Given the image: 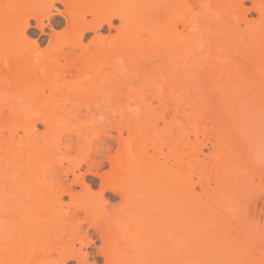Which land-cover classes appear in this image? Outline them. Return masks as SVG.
Masks as SVG:
<instances>
[{"label": "bare ground", "instance_id": "obj_1", "mask_svg": "<svg viewBox=\"0 0 264 264\" xmlns=\"http://www.w3.org/2000/svg\"><path fill=\"white\" fill-rule=\"evenodd\" d=\"M245 1H0V264H87L82 248L96 237L103 264H264V226H248L244 214L251 194L264 195V0ZM56 2L69 29L38 51L26 37L29 21ZM104 26L116 34L99 33ZM86 32L94 34L87 45ZM62 60L73 69L68 79ZM202 82L216 110L189 90ZM95 86L104 100L127 86L133 105L113 123L110 169L88 155L56 168L61 135L65 148L79 147L92 126L76 115ZM207 133L204 156L199 137ZM87 160L98 193L79 174ZM104 190L119 196L117 207L105 208ZM64 196L76 210L64 208Z\"/></svg>", "mask_w": 264, "mask_h": 264}, {"label": "rangeland", "instance_id": "obj_2", "mask_svg": "<svg viewBox=\"0 0 264 264\" xmlns=\"http://www.w3.org/2000/svg\"><path fill=\"white\" fill-rule=\"evenodd\" d=\"M0 1H3V0H0ZM255 1H260V0H255ZM33 2L35 3V1H33ZM244 6L250 7L251 1L250 0L245 1ZM67 11H68L67 8L62 3L56 2L53 4L52 7H50L48 14L45 17H42V19L39 23L36 20L31 19L29 21V27L26 30V37L29 40V45L32 46L35 44L37 46L38 51H45L51 46L52 41H53L52 40L53 35L55 36V38L56 37L59 38L63 34H66L67 30L69 29V19H68V12ZM247 17L248 18H255L256 13L250 12L247 15ZM118 24H119V22L117 20H115L114 26H118ZM38 26L42 27V31H40L41 27H38ZM109 32L113 35L116 34L115 28H113L109 31L107 26H104L99 31V33H101L102 35H107ZM93 36H94L93 32H86L85 37L82 41L83 44L87 45ZM65 49H66L65 52L67 54L68 48L65 47ZM90 49H92V47H90ZM69 63H70V61H68V60H62L61 61V64H65V66L67 68L69 66ZM66 71L67 72H66L65 76H66V79H68L69 74L67 75V73L69 72L70 75H72L73 69H71L69 67L68 70L66 69ZM141 82H144V80H141L140 83ZM194 86H196V85H194ZM198 86L200 88L199 90H201V91H199V90L197 91ZM198 86H196V91H195V88L193 90H192V88L189 89L191 91L192 95L196 96L197 98H199V96L200 97L203 96L204 98L202 97L203 98L202 101L204 100V101L211 102V104L209 103L210 106H214L215 107L214 110H216L218 108V107H216V106H218L217 105L218 103L210 98L212 96L213 90H211V88H209V85L206 82H202L201 85H198ZM125 87H127V86H125ZM125 87H124V89H122L119 96H117L116 98H110V99H106V100H104L105 96L98 93L99 88H97L96 86L92 88V90H91L92 95L89 98V101L84 103L80 108H78L79 113L76 115L79 122L80 121L81 122L82 121H85V122L89 121V122H91L90 124L92 126L90 125L91 127H88V125H86V127L83 131L84 132L83 135L86 138H82V140L80 142L81 145H79V147H77L75 145L73 148L71 147L72 149L65 148L64 145L66 143L67 135L66 134L61 135L60 140H61L63 145L60 147V149L58 151H55V155L53 156V159L55 160L54 166L56 168L60 167V168L64 169L66 166V159L67 158H73L75 161H79V160H81L82 157H84L85 155H88L89 157H91V159L94 160V162H96L98 160L101 161V165H102L101 171H103L105 173L109 171V169H110L109 159L117 151V143H116V140L114 138L116 131L113 130V129H115L113 126V123L116 122L115 120L121 121V117L118 114V112H120V111L127 112L129 107L133 106L131 100L127 97L128 91H127V88H125ZM68 91H69V89L66 87L63 92H58L57 96L58 97L65 96ZM45 92H46V94L48 93V91H45ZM165 92L169 96L170 91H169L168 86L165 87ZM198 92H201V94ZM3 97L4 96H1L2 99L0 101L5 103ZM144 98L151 105H153V106L157 105L156 98L153 97L152 91H150V89H148V87H147V90L144 94ZM98 100H99V102H101L100 100L105 101L104 105L102 107L100 106L101 109H99V106H97ZM57 102H58L57 99H55L54 104H56ZM166 103H168L167 105L171 108V105L169 104L170 102L167 101ZM19 104L17 105V107H19V109H21L22 107H24V109L26 107L25 110L31 109V108H29L28 103L26 104L24 102V103L20 104L22 107ZM29 105H31V104L29 103ZM108 109L115 110L114 112H117V113H113L112 110L108 111ZM21 110H23V108ZM87 110H89V111H87ZM168 110H169V112L172 111V109L171 110L168 109ZM111 111H112V114L110 113ZM169 112L166 116V119H168V120H170V118H171L170 116L172 114L170 112V115H169ZM126 115H127V117L129 116L128 113H126ZM4 116H6V111H4ZM91 116H93L94 118ZM96 119H97L98 124L95 123ZM120 121H118V122H120ZM85 122H84V124H89V122L88 123H85ZM118 122H116V123H118ZM95 124H96V126H95ZM156 124L158 125L159 128L163 127V124L159 121ZM202 124H204V123L202 122ZM88 128H93V129H95V131L92 133V132H90V129H88ZM43 130H44V126L41 123H36V132L39 135L42 134ZM123 133H124L123 136L125 137L126 131L123 130ZM209 133H211V132H209ZM20 134H21V132H20ZM203 137L202 136L199 137L200 142H201L200 147L202 149V154H204V156H206V155L208 156V154L211 153V150H212V144H213L212 138L213 137H212V134H208L207 136H203ZM107 140L111 141L109 148H107L108 146H106ZM149 152L151 153L152 150L150 149ZM163 152H166L165 148H163ZM201 155H200V157H201ZM159 158H160V160H162V155H159ZM173 161H174L173 158H170V162L172 163ZM91 162H92L91 160H87L86 165L82 164V168L80 169V173L79 172H77V173H79L83 176V178L85 180V184L90 188V190L93 193H98L100 190V186H101L100 179L97 177H94V176H92L86 172L87 165H89ZM71 178H72V176H70V175L67 176V179H69V181L67 182L68 184L71 182L70 181ZM210 185L212 186V183H210ZM72 188L74 189L75 192L79 193V196L77 198H75L78 200L79 197L81 196V187L78 184H74L72 186ZM197 190H199L198 185H197ZM103 194H104L103 195V204L105 205V208L106 207H113L120 201L119 196L117 194H113V192H111L109 190H106V191L104 190ZM263 197H264V195L262 194V192L260 194L259 192L256 191L253 194H251L249 201L246 199L248 203L246 204L247 206L245 205L247 208H246V211L244 212V214L248 218L253 220V222H248V226H250V227L253 226L256 228L258 227L260 229L264 226V222H263L264 221V207H263L264 206V200H263L264 198ZM81 200L82 199L80 198L79 201H81ZM75 201H71V199L68 196H64V199H63V202L65 203L64 208L65 209L69 208V210H76ZM115 207H117V205ZM79 213H81L82 215L84 214L83 211H79ZM89 234H92V231H89ZM99 243H100V241L96 237L95 244H90L87 247L82 248V251L86 252V254H87V256H86L87 264H103V258H102L103 256L100 253L96 252V251H98L97 248L100 247ZM66 264H77V262L74 261V259H72V260L67 261Z\"/></svg>", "mask_w": 264, "mask_h": 264}]
</instances>
